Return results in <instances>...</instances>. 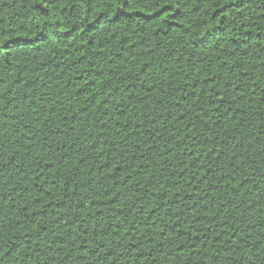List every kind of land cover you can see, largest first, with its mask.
<instances>
[{"label": "trees", "instance_id": "1", "mask_svg": "<svg viewBox=\"0 0 264 264\" xmlns=\"http://www.w3.org/2000/svg\"><path fill=\"white\" fill-rule=\"evenodd\" d=\"M0 264H264V0H0Z\"/></svg>", "mask_w": 264, "mask_h": 264}]
</instances>
